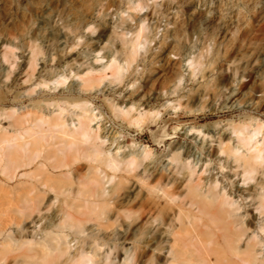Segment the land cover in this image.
<instances>
[{"label": "rangeland", "instance_id": "rangeland-1", "mask_svg": "<svg viewBox=\"0 0 264 264\" xmlns=\"http://www.w3.org/2000/svg\"><path fill=\"white\" fill-rule=\"evenodd\" d=\"M83 107L94 134L100 126L118 140L109 153L142 160L122 171L99 169L101 184L84 187L95 194L85 214L68 219L74 179L91 170L87 159L52 170L70 190L44 202L40 217H21L16 201L39 163L9 180L0 173V241H50L64 250L43 262L22 258L29 243L8 247L0 264H74L81 252L93 264H167L177 220L154 190L175 189L180 162L192 169L198 156L230 195L236 163L217 148L246 158L254 140L264 146V0H0V138L35 108L48 116L63 108L76 120ZM234 130L256 135L244 145ZM255 173L241 172L245 191L231 195L242 215L250 195L263 191L264 161Z\"/></svg>", "mask_w": 264, "mask_h": 264}, {"label": "bare ground", "instance_id": "bare-ground-1", "mask_svg": "<svg viewBox=\"0 0 264 264\" xmlns=\"http://www.w3.org/2000/svg\"><path fill=\"white\" fill-rule=\"evenodd\" d=\"M43 112L44 110L40 108L30 110L29 119L21 120L19 123L21 126L13 135H4L0 138V173L4 179L9 180L15 176L18 168L39 163L34 166L30 174L25 175L31 180L21 182L22 185L27 182L28 187L24 186L20 189L16 201L22 205L19 211L21 217H40L44 213L42 207L44 202H50L52 198L70 190L68 186L71 182L68 184L66 180L53 176L52 170L71 169L79 164L81 158L87 159L90 162V173L84 178L74 179L76 189L71 191L74 202L71 210L64 213L67 219L82 216L85 214L83 210L85 204H89L91 195L95 196L94 193L87 195L90 189L85 191L84 187L101 184L97 176L99 169L122 171L125 166L130 168L138 164L142 158L133 153L120 157L109 153L107 150L114 143L115 147L120 148L118 140L110 139V135H107L108 131L105 128L101 129L100 126L96 129L101 130V135L94 134L91 126L93 118L84 107L77 114L76 120L66 119L63 108L54 115H43ZM26 121L28 123L24 126ZM206 131L209 133L210 129ZM211 132L219 136L226 134L224 129L217 132L211 130ZM234 132L244 145H249L256 135L254 131L248 136L240 137V131L234 130ZM184 133L188 134L186 130ZM210 146L212 145L209 144L208 149L211 151L216 149ZM248 149L250 153L245 158V156H237L236 151L217 148V151L224 153L229 159V165L232 162L236 163L237 170H234L231 176L236 177L237 181L233 180L229 183L230 195L217 188L214 166L208 165L204 158L198 159V156H193L192 169L181 162V167H177L179 160L176 159L175 167L178 168L181 176L174 179L177 181L174 187L175 189L181 187L180 189H183L181 192L174 188L168 190L166 186H158L154 190L155 197L164 202L166 208L173 212L174 220H177L170 231L173 238L172 258L167 264H264V220L259 223L256 221L257 215L264 216V185L262 192L252 193L248 204L243 205L245 215L241 214L240 205L235 204V200L231 197L232 194L245 191V186L238 184L241 172L257 174L263 164L264 146L254 140ZM184 153L185 160L191 156V153ZM198 160L201 164L196 176L192 177ZM185 167L189 171L179 170ZM204 172L207 174L203 178L201 174ZM228 173L226 171L224 175ZM256 180L257 178L254 179L255 182ZM208 181L210 185L206 187ZM253 185L254 182L246 187ZM96 193L99 194V191ZM176 208L179 209L178 217H176ZM181 211L184 212L180 216ZM164 231H160L159 234L163 235ZM28 243L30 249L23 253V259L37 256L45 262L52 252L64 251L62 247L52 246L50 241H21L19 244L0 241V259L4 257L6 248L14 250ZM74 264H93V262L87 253L81 252Z\"/></svg>", "mask_w": 264, "mask_h": 264}]
</instances>
